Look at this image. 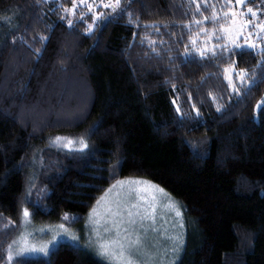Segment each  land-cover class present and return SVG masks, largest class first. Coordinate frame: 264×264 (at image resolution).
Segmentation results:
<instances>
[{"label":"trees","instance_id":"1","mask_svg":"<svg viewBox=\"0 0 264 264\" xmlns=\"http://www.w3.org/2000/svg\"><path fill=\"white\" fill-rule=\"evenodd\" d=\"M81 1L0 0V213L17 225L2 247L22 208L37 224L65 214L80 223L109 185L133 176L183 203L190 233L176 264H264V52L194 54L202 29L221 34L225 0H207L208 10L205 0H121L125 12ZM244 5L264 21V0ZM213 13L217 22L193 23ZM233 62L249 70L239 94L225 72ZM19 259L108 264L65 242L48 258Z\"/></svg>","mask_w":264,"mask_h":264},{"label":"snow or ice","instance_id":"2","mask_svg":"<svg viewBox=\"0 0 264 264\" xmlns=\"http://www.w3.org/2000/svg\"><path fill=\"white\" fill-rule=\"evenodd\" d=\"M83 2V0H82ZM132 0H126V4L130 5ZM190 3H195V0H189ZM246 0H236V5H243L245 4ZM102 7L110 8L112 11H116V9H120L122 12H125L126 9L121 8V0H114L113 2H109L108 4L101 5ZM226 6L231 9L233 7L231 0H226ZM91 7V5H89ZM214 7V5H210L207 3V0H205L204 3V9L208 10L210 8ZM201 6L199 4H196L197 12L203 15V13L200 11ZM65 11L74 12L75 6L72 9H66ZM251 13L252 17H256L258 15L257 12H254L252 8H247L246 13ZM129 15V23L135 24L136 21L134 19H131V13H127ZM236 12H224L223 17L228 21L230 27L223 28L220 35H217L216 30H213L211 33H208L206 29H202L206 35H208V40L210 41L213 36L216 37V39H222L224 33H228L231 31V26L236 24ZM97 19L100 17L97 16ZM220 19L219 15L216 13H213L211 16L203 17L202 20H195L193 23L198 25H203L205 21H211V22H217ZM69 26L72 25V21H68ZM93 25H89L88 31L90 32L92 30ZM186 27H190V25H187ZM244 27H252V28H259L261 32H264V22L260 23L259 25L255 24L253 21L249 20L244 22L242 25L238 26V35L236 39H232L229 41V43L224 45H210L209 43L205 42L204 46L202 48H196V39H193L190 41V43L193 45L194 54H198L200 57H207L212 56L215 57L217 55V52L219 50V54L223 55V52L225 50L229 52H234L235 50L239 49L243 53L244 51H252L255 50L257 54L264 52V47L258 46L255 42H253L251 39H245V43L239 44L236 41L244 35L243 28ZM200 34L198 33L197 36ZM255 35L257 39H264V36H261L259 32H249L248 37H251ZM41 40L46 39V37H40ZM229 44L232 45V47H229ZM39 52V50H36ZM193 54V58L194 57ZM257 68H264V64H257ZM236 72V76L239 79L240 84H246V80L249 77V70L248 69H239L236 70L235 62H233L232 66L228 69H225V72H228L229 75L227 77L229 84L232 86L233 90L239 94L240 89L236 87L235 84L232 83V76L231 72ZM255 69H253V72ZM253 82H255L253 80ZM175 103V101H174ZM262 106H264V100L260 102V104L257 105V110H259ZM220 110L219 108L217 109ZM177 111H179V106L177 105ZM54 144H60L63 143L65 146H71L74 143H77V141H73L68 138L64 137H56L53 141ZM78 143L81 145V149L86 148L87 144L84 142L83 139L79 140ZM125 184L129 185H139V186H150L153 189H155L156 192L161 193L164 197L167 198L169 205L176 208V215L181 216L182 213L179 210L180 206L179 203L174 201L170 194H167L164 189L160 188L158 185H152L150 181H145L142 179H128L126 181H117L115 185H112L111 188L106 190L105 195L100 197V199L97 201V206L93 207L92 213L90 214V223L95 224L96 227L93 228V232L95 234L96 240L95 243L98 246L99 254L108 261V264H158L156 261H150L147 259H144L143 257L147 255V253L144 251L145 249V239L144 235H146L148 229L144 228L143 221L149 220L152 221L153 224L149 225L150 228L154 231H158L155 229L154 222L156 220L155 215V200L156 196H151V201L148 205V207L141 212L138 205H132L127 210V221L126 223L128 225H135L137 223L136 217H139L140 220V228L143 229L144 235L141 234L140 231L136 229H129L127 227H122V221L116 219L118 216H122L124 213L120 211L122 205L120 204L119 200L113 201L111 204H109L106 214L104 216H101L98 213V207L104 203L108 197L109 194L113 192L114 189L118 187H123ZM136 189L133 188L130 191H135ZM118 195V194H117ZM143 200H148L149 198L147 196L141 197ZM135 209V211H133ZM31 217L32 213L29 211L27 207H24L20 210L19 218L21 220V223L25 226V232L27 229V226L31 224ZM65 220L69 219L68 214H65L64 216ZM63 232L67 233L68 229L64 228L63 225L60 226ZM16 221L12 220L11 218H7L3 215V213H0V235L6 234V232L10 229H16ZM107 234V235H105ZM27 235H31L28 233ZM59 235V234H58ZM73 240H78L79 237L73 236ZM2 241H0V252L6 253V259L5 256L0 255V260H5V264H13V261L15 260L17 264H21L19 258H24L30 254L33 253H42L45 256L49 252V245H54L56 243V237H53L52 240L48 241L46 244L41 245L37 247L35 244H29L27 236L24 235V232L21 233V238L17 240H13L11 243L8 244V247L5 249L2 247ZM159 264H163V262H159Z\"/></svg>","mask_w":264,"mask_h":264},{"label":"rangeland","instance_id":"3","mask_svg":"<svg viewBox=\"0 0 264 264\" xmlns=\"http://www.w3.org/2000/svg\"><path fill=\"white\" fill-rule=\"evenodd\" d=\"M84 2H86V0H83L82 3ZM231 3L233 7L231 9L227 7L225 12H236L238 15L236 17V24L231 26V31L228 33H224L225 38L227 37L226 38L227 41H230L233 38L237 37L238 26L242 25L244 22L251 20L257 25L264 22L262 20L263 17L260 18L258 17V15L256 17H252L251 13H247L245 15L246 9L251 8L250 6L236 5V0H231ZM253 11L256 12L257 10L253 9ZM228 27H230V25L226 20V23L222 27V29ZM212 31L213 30H209L207 32L211 33ZM243 32L244 35L240 37L243 43H245V39H251L253 42H255L256 36L253 35L251 37H248L249 32H259L261 35V31L258 27L255 29L252 27H244ZM199 34H200L199 36L196 35V37L194 38L196 39V45H195L196 48H202L205 42L209 43L210 45H219L214 42V38H213L214 36L209 41L208 35H206L204 31L199 32ZM236 82H239L238 78L232 81V83L234 84H236ZM53 140H55V138ZM57 145L60 147L62 146L66 149H76V147L77 148L80 147L79 143H74L71 146H65L63 143ZM130 178L150 181L152 185H158L160 188L164 189L159 184L146 178L133 177V176L119 178L116 181H114L111 185H109L105 189V191L97 198V200L94 202L88 213L84 215V218L80 223H77L75 221L77 219V216L74 214H70L69 219L66 222L64 221V222L44 223V224L35 223L33 217H31V224L27 226L26 232H25V226L21 223V229L19 230V233L13 240L20 239L21 233L24 232V235L27 236L28 243L35 244L37 247H39L41 245L46 244L48 241L52 240L53 237H56V243L54 245H49V252L46 256L42 253H33L26 257L48 258L50 253L54 249H56L61 243L65 242L76 247L85 248L89 250L91 253H93L95 256H97L99 259L108 263V261L105 260L99 254L98 246L95 243L96 237L93 232V228H95L96 225L90 223V214L92 213L93 207L97 206V201L100 199V197L105 195L106 190L111 188L112 185H115L117 181H126ZM133 188H135L136 190L134 192L130 191ZM164 191L167 194H170L166 189H164ZM152 195L156 196V200H155L156 220L154 222V226L155 229H157L158 231H154L152 230V228L149 227V225L153 224L152 221L145 220L143 221L144 228H147L148 231L146 235H144L143 229L140 228L139 217H136L137 223L135 225H128L126 223L128 219L127 210L132 205H138L141 212L143 213V211L148 207V205L152 203L151 201ZM143 196H147L149 199L147 201L141 199V197ZM170 197L174 201L179 203L180 206L179 210L182 213L181 216H177L176 215L177 209L169 205L167 198L164 197L161 193L156 192L155 189H153L152 187L125 184L123 187H118L114 189L113 192L109 194L108 199L98 207V213L101 216H104L106 214V210L109 204H111L115 200H119L120 204L122 205L120 211L124 214L122 216L116 217V219L122 221V227H127L130 230L134 228L140 231L142 235H144V239H145L144 251L147 253V255L144 256L143 258L150 261H156L158 262V264L161 261L163 262V264H176L179 261L184 251L190 230L183 218L184 206L182 201L180 199L175 198L171 194ZM133 211H135V209H133ZM61 225H63L64 228L68 229L67 233L63 232V230L60 227ZM28 233H30L31 235H27ZM73 236L79 237V239L73 240L72 239Z\"/></svg>","mask_w":264,"mask_h":264}]
</instances>
